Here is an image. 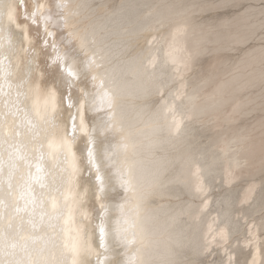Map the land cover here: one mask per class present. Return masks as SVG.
<instances>
[{"label": "bare ground", "instance_id": "1", "mask_svg": "<svg viewBox=\"0 0 264 264\" xmlns=\"http://www.w3.org/2000/svg\"><path fill=\"white\" fill-rule=\"evenodd\" d=\"M262 182L264 0H0V264H260Z\"/></svg>", "mask_w": 264, "mask_h": 264}, {"label": "rangeland", "instance_id": "2", "mask_svg": "<svg viewBox=\"0 0 264 264\" xmlns=\"http://www.w3.org/2000/svg\"><path fill=\"white\" fill-rule=\"evenodd\" d=\"M199 142H202V140L198 139ZM242 178H245V177H240L238 179H236V181H234V185H231L230 188H234L235 189V183L239 180H241ZM219 183H215L214 185H212L211 187V190H210V193L212 194H217L219 191H221L220 189V186L219 185H223V183L220 181V184L218 185ZM247 182H244L243 185L239 186L240 188L239 189H242L246 186ZM264 187V182L260 183L257 187H256V190H255V194L253 195V197L251 198V200H253V198H255V196L257 197L258 195H260L261 193V190L262 188ZM237 188V187H236ZM219 189V190H218ZM238 190V188H237ZM235 191V190H234ZM233 191V193H235ZM250 200V201H251ZM215 199L213 198V201L210 203V207L212 205H215ZM246 210V209H245ZM244 210V212H245ZM264 215V209H259L257 211H254L253 213L251 214H248L246 217H243V214H240L236 217V219L234 221L237 222V226L232 229L231 231H229V239H228V242L226 245L229 244V242L233 239V238H236L238 240H240V238H243V237H246L249 235L248 233V229L249 227L251 226V221L254 219V218H258L259 216H263ZM243 218V219H242ZM250 220V221H249ZM220 221H218V224H219ZM250 222V224H249ZM242 236V237H240ZM257 243H258V248H259V253L261 255V261L259 262L260 264H264V226L261 225L260 228H259V231H258V236H257ZM252 244V245H251ZM248 247H245V245H240V244H237L235 247H233L231 250L234 252V256H235V264H247V258H248V255L250 254L251 252V248H253V242L251 243ZM220 248V245H213L212 248L210 249V251H208V254H211L212 252V256L209 258L210 261H215V260H218L219 262L223 260V256L224 254L221 253V251L219 250ZM200 261H202V263H204L207 258L206 256H200L199 257Z\"/></svg>", "mask_w": 264, "mask_h": 264}, {"label": "snow or ice", "instance_id": "3", "mask_svg": "<svg viewBox=\"0 0 264 264\" xmlns=\"http://www.w3.org/2000/svg\"><path fill=\"white\" fill-rule=\"evenodd\" d=\"M11 16H12V14L9 13V18L10 19H11ZM30 26L32 28H36L37 27V25L35 23H32ZM48 35H51V34H48ZM37 46L40 48V54H41L40 63L44 66L43 70L44 71H48V68H47L48 64L49 63L55 64L56 63V58H53V59L49 60V56H51V53L48 52V41L46 39H43V38L39 39ZM252 227H254V226H252ZM250 235L255 236V234L252 233L251 231H250ZM216 239H220V240L223 241V244H227L228 239H229V235L227 233V229L226 228L220 229L216 233L215 237H213V243L215 242ZM251 243H252L251 241H246L245 242V247H248ZM255 251H256V254H259L260 250L257 247ZM223 254L226 257L225 264H235V256H234V254L229 252V250L226 247L223 248ZM250 264H257L255 255L253 256L252 260L250 261Z\"/></svg>", "mask_w": 264, "mask_h": 264}]
</instances>
